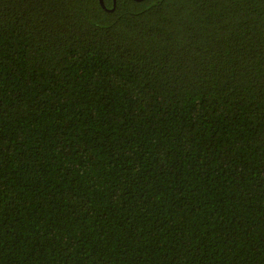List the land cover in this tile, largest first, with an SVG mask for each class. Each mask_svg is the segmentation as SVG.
Returning a JSON list of instances; mask_svg holds the SVG:
<instances>
[{"label": "trees", "instance_id": "16d2710c", "mask_svg": "<svg viewBox=\"0 0 264 264\" xmlns=\"http://www.w3.org/2000/svg\"><path fill=\"white\" fill-rule=\"evenodd\" d=\"M0 0V264H264V0Z\"/></svg>", "mask_w": 264, "mask_h": 264}, {"label": "water", "instance_id": "95a60500", "mask_svg": "<svg viewBox=\"0 0 264 264\" xmlns=\"http://www.w3.org/2000/svg\"><path fill=\"white\" fill-rule=\"evenodd\" d=\"M100 2H101V4H102V6L105 7V4H104L103 0H100ZM115 6H116V0H113V6H112V8H110V9H114Z\"/></svg>", "mask_w": 264, "mask_h": 264}]
</instances>
